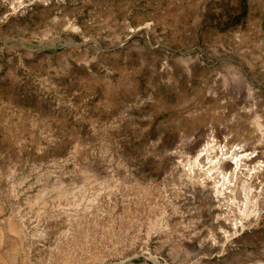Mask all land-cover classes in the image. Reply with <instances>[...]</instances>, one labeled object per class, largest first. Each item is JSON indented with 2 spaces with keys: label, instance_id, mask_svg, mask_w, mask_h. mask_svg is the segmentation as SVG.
Returning <instances> with one entry per match:
<instances>
[{
  "label": "rangeland",
  "instance_id": "obj_1",
  "mask_svg": "<svg viewBox=\"0 0 264 264\" xmlns=\"http://www.w3.org/2000/svg\"><path fill=\"white\" fill-rule=\"evenodd\" d=\"M211 139L264 144V0H0V224L29 235L15 264L98 247L92 264H264V192L241 221L184 167ZM80 198L98 202L87 228L62 216Z\"/></svg>",
  "mask_w": 264,
  "mask_h": 264
},
{
  "label": "bare ground",
  "instance_id": "obj_2",
  "mask_svg": "<svg viewBox=\"0 0 264 264\" xmlns=\"http://www.w3.org/2000/svg\"><path fill=\"white\" fill-rule=\"evenodd\" d=\"M256 150L257 148L253 149V151L249 153V150H246L242 147H230L227 149L226 145L221 146L214 139L203 143L194 153V155L188 159V163L185 164L186 166H184L193 177L198 173H203L205 176V179L200 184L201 186L196 189V195L200 196L201 198L205 197L211 203V205L220 203L222 200H228L229 202H231V204H240L239 209L241 208L240 210H242H239L241 212V221L245 220L246 218L248 219V217H250L249 211L251 209V205L253 204L254 206H256L257 202H259V198L262 197L261 195H263L264 192L263 189H261L260 192H254L256 180L262 173H264V144H261L259 152H256ZM46 185L48 186L49 184ZM63 194L64 192L60 193L59 196H62ZM40 195H42L41 197L43 198L45 197L46 192L43 191ZM96 199L92 198L87 201V213H82V210H79L82 209L81 206L86 202L85 199L80 198L73 201L74 203L72 204V206H74L76 210H65L62 216L66 219L67 222L76 224V226H78L79 228H87L88 224L91 221L90 216L96 214V209L98 208V202ZM136 211V207H128L123 209L120 214V222L124 224L128 216ZM228 212L230 213L231 211ZM233 214L234 213H232V215ZM235 214L233 216H235ZM158 215L159 214H157V216L152 215V217L154 216L155 218H149V220H152V223H149L151 222L149 221L147 223L149 224L148 226L152 224L153 229L154 227L158 226ZM87 218L89 219V221L87 220ZM231 221L234 220L232 219ZM110 222L111 219L109 218L100 223L106 226ZM120 222L118 221V224ZM128 223L129 222L125 223V225H129ZM238 223L234 224L236 226L235 228H238ZM18 225L19 224L15 221H11L8 222V224L0 226V264H15L18 253L22 248V243H24V241L29 237L24 227H20ZM240 225L243 226V222H240ZM117 227L118 226H116V228ZM91 250L92 249L88 251L89 255L87 258V264L95 263L96 259H101L104 256L99 247L96 250L94 249V252Z\"/></svg>",
  "mask_w": 264,
  "mask_h": 264
}]
</instances>
